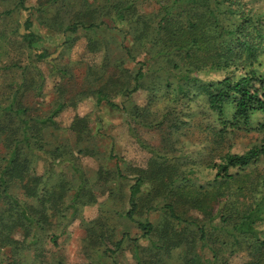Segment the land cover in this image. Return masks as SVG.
<instances>
[{
    "label": "trees",
    "instance_id": "1",
    "mask_svg": "<svg viewBox=\"0 0 264 264\" xmlns=\"http://www.w3.org/2000/svg\"><path fill=\"white\" fill-rule=\"evenodd\" d=\"M253 1L37 0L28 6L14 0L0 13L3 19L20 12V41L5 38V44L19 56L28 53L30 65L49 58L47 48L36 45L45 37L33 19L60 33L64 50L80 32L91 50L114 45L120 56L111 75L97 70L85 80L100 87L97 102L129 112L141 128L156 127L161 140L146 143L130 124L148 153L145 166L121 164L110 152L114 166L88 176L71 149L65 146L64 155L59 143L49 147L44 139L60 105L37 116L26 104L40 91L38 69L13 59L0 63V264H64L47 257L44 245L57 247L83 207L96 203V189L108 194L99 216L80 222L87 258L81 264H117L126 247L135 264H229L238 251L247 258L237 264H264V72L257 68L264 9L253 8ZM146 5L155 9L145 12ZM64 13H70L67 22ZM196 71L221 76L203 80ZM140 87L149 91L144 107L130 101ZM247 132L260 135L239 145ZM74 134L77 152L93 149L87 121ZM38 158L67 166L38 175ZM203 171L210 180L197 177ZM193 209L202 219L191 216Z\"/></svg>",
    "mask_w": 264,
    "mask_h": 264
},
{
    "label": "rangeland",
    "instance_id": "2",
    "mask_svg": "<svg viewBox=\"0 0 264 264\" xmlns=\"http://www.w3.org/2000/svg\"><path fill=\"white\" fill-rule=\"evenodd\" d=\"M37 0H26L28 6H34ZM14 0H0V13L8 8H11ZM251 5L255 9H264V0H254ZM155 9V7H150ZM145 12H148L147 5L143 7ZM20 12L14 11L3 19L0 17V63L9 64L11 60L19 62L21 65H30V58L27 54L18 55L10 45L5 44V41L19 40L21 38V18ZM70 13H64L62 18L64 22L70 20ZM33 27L44 42L38 41L37 47L43 45L49 52L48 60H40L34 62L30 67L37 68L43 77H37L40 83V91H35L36 95L26 99V104L30 106V111L37 116H47L56 104L60 105L59 112L54 115L53 120L56 125L48 127L49 129L44 135V139L48 142V146L58 144L60 149H71V154L76 156L79 165L84 169L88 176L95 175L100 168L111 169L114 166V158L109 156L112 153L113 157H117L122 164L145 166L148 153L142 148L136 139L131 134L129 127L134 124V118L125 110H119L106 103V101L97 102L96 89L94 79L86 81L85 79L92 78L93 73L97 70L107 71L104 76L110 74L113 70L114 60L120 56L118 49L114 45L109 44L103 48L91 50L88 46V38L84 32H80L75 37L74 41L69 45V48L63 49L62 36L58 32L47 30L43 26H39L37 21ZM49 36V37H47ZM2 37V38H1ZM107 41V40H106ZM55 61H54V60ZM57 63L52 64V63ZM105 62L104 68H98L96 65H101ZM125 67L133 70L134 62H125ZM137 66V64H136ZM66 69L65 73L61 74V69ZM259 71L264 72V55L261 57L260 63L257 66ZM129 72V71H128ZM130 73V72H129ZM195 75L203 80L216 79L221 75L214 71H196ZM103 86V84H102ZM115 90H112L113 93ZM110 99L117 103H122L124 100L120 95L108 94ZM149 91L140 87L130 93V101L133 105L144 107L147 104ZM29 111V113H30ZM152 120L158 119V115L149 114ZM87 121L89 132L94 135L89 146H93L92 150L85 153L76 151V140L74 132L79 126H82ZM137 126V133L143 141L151 145L157 146L161 143L160 131L156 127L141 128ZM56 132L54 133V130ZM248 133V132H247ZM260 134L249 132L242 135L239 139V145L244 142L253 141ZM52 144V145H51ZM242 148L239 146L238 149ZM42 155V154H41ZM63 155V157H64ZM42 157V156H41ZM49 160V159H48ZM54 162V161H53ZM264 165V162L261 164ZM65 164L46 165L45 161L38 158L34 164L33 170L38 175H43L51 168L54 172H59ZM122 166V165H121ZM204 174L197 177L201 180L208 181L212 174L210 171H203ZM98 192L97 201L94 204L85 205L82 209L80 217L73 220L67 227L64 234L58 238V245L55 249H51L48 244L44 245L45 254L51 259H63L64 264H81L87 261L81 251L82 236L84 229L80 224L81 220H92L99 216L101 210L100 204L105 200L108 192L96 189ZM114 204L116 202L114 201ZM191 216L197 219H202V213L193 209L190 211ZM136 229L132 228V233H136ZM19 237L18 234L15 236ZM247 258L246 251H238L233 253L229 260V264H237ZM117 264H135L132 251L129 248L122 249L116 255Z\"/></svg>",
    "mask_w": 264,
    "mask_h": 264
}]
</instances>
